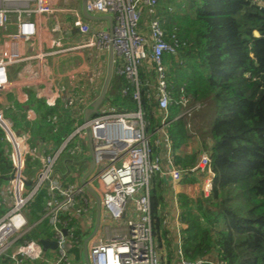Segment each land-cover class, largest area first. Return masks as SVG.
Instances as JSON below:
<instances>
[{
  "label": "built area",
  "instance_id": "built-area-1",
  "mask_svg": "<svg viewBox=\"0 0 264 264\" xmlns=\"http://www.w3.org/2000/svg\"><path fill=\"white\" fill-rule=\"evenodd\" d=\"M184 1L85 0V11L92 17L87 18L80 7L82 0H0V94L16 85L12 81L13 72L17 71L15 67H36L40 73L35 83L41 85L54 80L55 87L46 92L34 83H27L28 89L37 88L35 99L49 111L56 110L59 99L80 111L92 101L88 99L90 93L69 94L64 83L81 74L97 53L112 51L114 73L124 76L130 85L122 90V96L131 94L139 105L141 88L146 87L148 95L153 91L161 124L157 133L160 132L170 146L167 126L172 121L190 118L203 107L185 96L182 88L176 89L168 82L163 62L165 55H176L185 43L175 34L166 39L159 10L163 7L164 14L170 15L177 7H184ZM61 16L69 21H60ZM107 16L111 18V28L101 27L96 21ZM41 31L53 36L49 51L39 49ZM70 33L85 40L70 44L67 39ZM145 65L154 67V87L140 81L139 69ZM87 82L89 87L94 85L91 77ZM171 107L178 113L169 121ZM27 120L32 118L27 117ZM145 129L140 107L134 113L110 109L108 113L99 112L87 122L83 120L57 148L39 144L37 149H31L30 134L17 130L12 119L0 110V136L8 148L10 163L7 181L0 186V260L6 257L11 264H77L69 247L78 245L74 223L80 219L92 220L96 202L86 189L90 186L100 200V221L105 237L88 242L89 263L167 264L162 262L161 251L152 236L149 195L152 178L161 175L162 169ZM87 134L91 137L94 171L97 172L93 174V171L85 185L55 180L56 160L68 150L74 138L87 139ZM78 154V150L72 151V155ZM36 155L41 166L36 178L29 182L26 160ZM167 162L172 190L181 182L183 174L195 175L200 184L198 200L208 199L214 178L208 149L204 148L195 165L186 171L177 169L172 157ZM41 190L46 191L43 213L39 219L29 222L25 208ZM44 221L51 228L52 242L56 245L53 259L45 257L39 242L27 239ZM117 223H122L120 232L113 229ZM186 228L187 224L180 222L177 215L173 223L174 264H204L203 260L190 262L184 258L181 232Z\"/></svg>",
  "mask_w": 264,
  "mask_h": 264
},
{
  "label": "trees",
  "instance_id": "trees-1",
  "mask_svg": "<svg viewBox=\"0 0 264 264\" xmlns=\"http://www.w3.org/2000/svg\"><path fill=\"white\" fill-rule=\"evenodd\" d=\"M159 15L166 39L175 34L185 43L176 55L163 57L168 82L182 88L193 102L207 105L212 113L207 135L211 145L204 147L214 174L212 190L204 201L181 197L179 220L187 224L181 232L184 258L204 264H264V2L185 0L184 7L170 15L161 7ZM139 78L154 87V67L142 66ZM126 87L130 85L124 76L112 74L105 101L123 113H134L140 107L146 134L156 133L161 124L153 91L148 95L146 87L141 88L138 105L131 94L122 96ZM30 106L34 120H27L22 109L12 116L10 110L6 113L17 130L30 134L31 149L39 144L57 148L83 123L82 113L63 101L54 111L39 100ZM169 112L171 121L178 110L171 107ZM188 134L184 119L166 128L174 165L182 171L196 163L195 154L175 155L187 146ZM4 146L0 136V184L10 171L9 151ZM26 165L41 166L37 155L29 156ZM164 191L162 180L153 176L149 187L152 236L162 262L174 264V237L164 224ZM45 199L46 191L41 190L25 208L29 222L42 215ZM75 235L78 245H72L71 253L78 261L82 236L79 231ZM52 238L46 221L27 235L37 242ZM0 264L11 263L5 257Z\"/></svg>",
  "mask_w": 264,
  "mask_h": 264
},
{
  "label": "crops",
  "instance_id": "crops-1",
  "mask_svg": "<svg viewBox=\"0 0 264 264\" xmlns=\"http://www.w3.org/2000/svg\"><path fill=\"white\" fill-rule=\"evenodd\" d=\"M81 7V6H80ZM82 8V7H81ZM107 17H99L96 18L97 22L101 24V27H107L110 28V23L107 20ZM60 21L68 22L69 19L61 16ZM95 21V20H94ZM49 26V24H48ZM255 36L257 34L255 33ZM40 43H39V49L41 48L43 51H49L52 49L51 43L53 41V36L47 32V31H41L39 33L38 37ZM67 39L70 41V44H75L78 42H82L85 39L78 36V35H73L70 33V35H67ZM113 60H115V57L113 56ZM108 61H109V51L107 52H100L97 53L90 63L89 66H86L84 71L81 72V74L74 75L72 79L67 81L65 84L67 91L69 94H86L90 93L88 96V99H92L90 104L98 97L100 94V91L102 89V86L104 84L105 78H106V73H107V66H108ZM17 71L13 72V77L12 81L16 85L13 86V88L3 94H0V110L3 111L4 115L12 119L11 116L17 112H19L20 109H22L27 117H30L32 119H35V111L33 108H31V102H36L37 100L35 99L36 96V90L37 88L28 89L25 85L27 83H34L38 86H40L43 90H47L48 92L49 89H53L55 87L54 85V80H52L51 83H35L37 81L35 77L39 75L40 72L39 70L36 69V67H17ZM114 69H113V73ZM91 77L94 85L92 87H89L87 84V78ZM34 80V81H33ZM41 81H44L41 80ZM39 87V88H40ZM87 99V100H88ZM59 101H62V99H59ZM57 102V104H58ZM86 103L85 106H83V109H80V112L82 115L84 114V110H86L90 104ZM104 106L105 110H110V109H115L108 103L107 101H104L102 104ZM206 108H208L207 105H205ZM10 110L9 115H7L6 110ZM103 109V108H102ZM116 110V109H115ZM212 114L211 111H209V115ZM204 117L203 113H199L197 115H194L193 118L190 119V122L187 121L188 125L192 124V128L190 126V130L188 129V142L187 146L183 147L182 149L177 151L175 155L177 154L178 156L185 155L187 152L188 154L191 155H196V161L198 160V157L200 153L204 150L205 144L209 147V142L210 139L208 138V132H209V127H210V122L212 121L211 116L209 117V121L205 127V120H203L201 123H197L196 119L199 116ZM186 121V120H185ZM186 123V124H187ZM203 124V127L200 126ZM156 133L149 135L150 137V142L155 149L154 153L155 155L159 158L160 163H161V169H162V174L159 175L158 177L162 180V184L165 188L164 194H165V204H164V216H165V226L171 228L172 233H173V223L175 221L176 216L183 211L182 209V204H181V197H186L190 201H195L198 200V193L200 192V184L198 182V176H193V175H185L183 174L181 182L177 185L174 186V189L172 190L171 187V180L169 179V168H168V162L167 159L169 157H172V151L170 149V146L167 145L165 138L162 134ZM192 134V135H191ZM81 145L83 146L85 143L88 144L87 139H80ZM52 149H55L52 144H50ZM82 146L77 147L76 149H68L65 154L63 152L61 156L56 160V163L54 165L53 169V178L57 181H60L64 184H69V185H81V180L83 177L88 173L90 170V164H91V149L89 147V144L87 145V153L85 154L84 151H82ZM6 150L8 148L6 145L4 146ZM79 151L78 155H72V151ZM28 158V157H27ZM27 163V160H26ZM40 163V162H39ZM184 171V170H183ZM35 171V175H36ZM72 172H74L72 174ZM27 173V172H26ZM81 173V174H80ZM9 174V173H8ZM30 174V173H29ZM72 174V175H71ZM27 176H29L27 174ZM8 175L6 178L3 179V182L0 184V186L7 181ZM94 198V197H93ZM95 200V199H94ZM96 202V200H95ZM95 213H93V217L91 222H87L84 219L77 220L74 225L76 228V231H79L81 234L82 238V245H81V252H82V258H81V263L80 264H85L84 258H83V241L87 239L92 233L94 232L95 229V224H96V213H97V204L95 205ZM132 217L134 218V215L132 214ZM91 233L88 237L85 238L86 232L88 231V228L92 226ZM101 227V221L99 222V227L97 231L94 233V236L87 241L90 242L92 239L96 237L104 238V229L100 230ZM116 231L120 232L123 230L122 223H117L114 225V228ZM85 238V239H84ZM84 239V240H83ZM49 242H52V240H47ZM72 246L69 247V252L71 253ZM73 256V254L71 253ZM56 256V249L48 248L45 250V257L48 259H53ZM73 261L77 264H79L80 260H75L73 256ZM25 264H45L43 262H35V263H30L27 262Z\"/></svg>",
  "mask_w": 264,
  "mask_h": 264
},
{
  "label": "water",
  "instance_id": "water-1",
  "mask_svg": "<svg viewBox=\"0 0 264 264\" xmlns=\"http://www.w3.org/2000/svg\"><path fill=\"white\" fill-rule=\"evenodd\" d=\"M85 0H82V13L85 17L87 18H92L90 17L86 11H85ZM107 20L110 23V28L112 26L111 24V18L108 17ZM112 73H113V53L112 51H109V61H108V66H107V73H106V78L104 81V84L102 86V89L100 91V94L98 95V97L90 104V106L84 110V114H83V120L84 122H87L91 117L98 115L99 113V108L102 106V104L104 103L105 99H106V93L108 90V86H109V82L110 79L112 77ZM87 142L89 144V147L91 149V164H90V170L88 171V173L83 177V179L81 180V184L85 185L86 184V179L91 176V174L93 173L94 169H95V163L93 160V153H92V147H91V137L90 134H87ZM211 144V142H209V145ZM88 193H90L94 199L96 200V204H97V213H96V224H95V229L94 232L92 233V235H90L87 239H85L83 241V258H84V262L85 264H90L89 263V259H88V254H87V241L89 239H91L94 236V233L97 231L98 227H99V222H100V215H101V211H100V200L98 195L95 193V191L90 187L87 186L86 187ZM40 245L42 246L43 251H45L48 248H52L55 249L56 245L54 242H49V241H40L39 242Z\"/></svg>",
  "mask_w": 264,
  "mask_h": 264
},
{
  "label": "rangeland",
  "instance_id": "rangeland-1",
  "mask_svg": "<svg viewBox=\"0 0 264 264\" xmlns=\"http://www.w3.org/2000/svg\"><path fill=\"white\" fill-rule=\"evenodd\" d=\"M68 19V18H67ZM51 23H49V27H51ZM17 69V67H15L14 68V70H16ZM0 107H1V105H0ZM103 108V109H102ZM210 108L208 107V108H206L205 106L204 107H202L200 110H198V111H196L190 118H188V119H186L188 122H190V119L191 118H193L194 117V115H197V114H199V113H203L204 114V117H202L201 115L196 119V122L197 123H201L203 120H205V122H206V124H205V127H206V125H207V123H208V121H209V117H210V115H209V110ZM110 110H105L104 109V106L102 105L100 108H99V112L100 113H108ZM32 120H34V119H32ZM187 121H185L186 123H187ZM186 125H188V123L186 124ZM190 126H191V128H192V124H189V130H190ZM200 126H202L203 127V124H201ZM192 135V134H191ZM87 145L88 144H84L83 146L81 145V142H80V138L79 137H76V138H74L73 140H72V142H71V145L68 147V149H76L77 147H79V146H82V151H84V153L86 154L87 153V151H88V147H87ZM68 151V150H67ZM67 151H65V154H67L66 152ZM40 169V167H38V165H34L33 167H30V168H27V174L29 175L28 177L30 178V181L29 182H31L33 179H35L36 178V175H37V172H38V170ZM35 171H37L36 172V175H35ZM97 171L95 170L94 171V173L93 174H95ZM30 173V174H29ZM74 172H72V174H73ZM71 174V175H72ZM81 174V173H80ZM94 213H95V211H94ZM92 227H93V224H92V226H90L89 228H88V231L86 232V236H85V238L86 237H88L89 235H90V233H91V230H92ZM103 229V227H102V224H101V227H100V230H102ZM84 238V239H85ZM83 239V240H84ZM81 263V258H80V261H79V264Z\"/></svg>",
  "mask_w": 264,
  "mask_h": 264
}]
</instances>
